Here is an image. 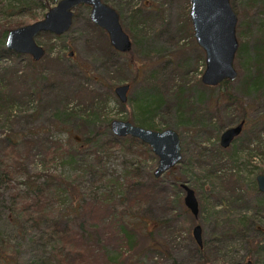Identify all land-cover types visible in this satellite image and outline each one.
Masks as SVG:
<instances>
[{
    "label": "rangeland",
    "instance_id": "obj_1",
    "mask_svg": "<svg viewBox=\"0 0 264 264\" xmlns=\"http://www.w3.org/2000/svg\"><path fill=\"white\" fill-rule=\"evenodd\" d=\"M102 2L118 14L121 28L132 42L130 53L121 55L112 48L114 54L107 52V43L111 47L107 34L94 26L103 31L105 37L100 32L95 35V30L88 25L90 8L81 6L76 8L72 27L65 35L56 37L44 33L36 38L46 55L34 68L30 66V57L6 50V37L12 29L42 20L57 3L36 0L31 14L10 18L6 12L9 1L0 3V57L4 52L11 54L0 59V86L3 85L5 106L11 113L8 122H0V177L6 171L12 172L10 179L0 178V264L40 261L50 264H190L197 246L192 234L195 226H200L203 245L214 257L212 264H245L248 257L264 263V194L256 185L257 176L264 174V162L260 161L264 157L259 159L261 153L264 154V132L247 143L251 139L250 132L256 134L264 121V98L258 99L262 95L250 93L244 87L243 78L248 67L252 70L250 76H255V70L257 75L264 76V0H229L237 16L235 35L241 66L237 64L236 53L234 68L238 79L226 87L230 94L243 100L244 105H252L247 111L253 123L246 125L225 150L219 145L220 137L226 129L238 124L241 110L234 107L229 108L228 113L223 112V106L227 105L225 88H209L201 81L205 58L193 36L189 1ZM43 5H47V9L42 10ZM18 22L22 23L20 27H16ZM256 52L263 58L258 67ZM49 56L50 60H55L52 66L43 62ZM32 69H35L34 74ZM156 77L163 83L159 90L149 86H153ZM172 77L182 88L178 97L171 88ZM126 84L130 85V90L125 105L130 106L123 109L118 106L120 102L114 89ZM147 90L161 95L162 102L157 110L144 114V119L162 131L171 128L179 133L183 158L179 165L155 181L152 180L158 159L138 140L136 144L129 140L128 144L99 151L105 142L112 140L111 122L127 121L133 126L140 123L142 116L137 114V106ZM28 92L32 93L31 98ZM33 98L36 101H32ZM182 98L189 99V105L199 113L201 120L181 133L174 112L175 102ZM258 118L261 122H257ZM74 138L78 144L86 139L95 141L84 145L82 155L75 156L72 147H78L70 141ZM26 140L38 142L41 147L31 151L30 158L20 162L23 169L14 174L13 163L7 157L12 149L6 146L17 143L14 153H23L26 148L22 142ZM49 141L61 143L63 147L68 145L72 157L64 155L65 158L61 156L49 162L44 153ZM250 156L254 157L253 161ZM221 163L225 167L220 177L237 175L231 184L220 180L227 198L214 188L216 182L213 187L206 176L214 168H222ZM129 173H133L128 176L132 178L129 180L140 186L126 185L124 177ZM39 174L56 177L58 188L57 194L45 192V198L35 204L36 197H31L28 186L23 183L30 177V182H36L33 186H39L42 178L34 181L33 177ZM184 186L195 193L198 201L199 214L195 218L183 202ZM151 187L157 189L149 190ZM237 188L243 192L237 194ZM15 194L19 195L18 199L14 198ZM95 196L99 200L106 199L105 205L119 212L100 222L96 233L92 231L91 238L100 249L97 247L96 251L84 254L76 250L53 254L59 247L49 241L51 227L59 222L72 231L71 236L75 234L74 238L80 239L79 224L74 222L72 211L78 199L95 200ZM235 197L239 199L232 200ZM30 204L39 208V213L45 211L40 223L21 220V211ZM241 216L245 217L242 226L236 221ZM119 217L133 226L130 250L121 248L125 242L118 238V229L114 227ZM88 224L84 223L83 230ZM120 252L128 255L123 257ZM195 261L203 263L200 257Z\"/></svg>",
    "mask_w": 264,
    "mask_h": 264
},
{
    "label": "water",
    "instance_id": "obj_2",
    "mask_svg": "<svg viewBox=\"0 0 264 264\" xmlns=\"http://www.w3.org/2000/svg\"><path fill=\"white\" fill-rule=\"evenodd\" d=\"M190 4V22L197 47L204 53L205 71L201 81L206 87H217L223 82L237 80V71L234 68L235 55L239 49L236 38L237 16L233 12L229 0H188ZM85 6L90 8L89 19L93 26L102 29L108 37L109 45L119 54H128L132 51V42L120 25V18L112 7L105 5L102 0H61L44 15L43 19L22 26L8 32L5 40L6 50L16 55L28 56L33 63L40 62L45 57V49L36 43V38L44 33L56 37L65 35L72 27L76 8ZM73 57V53L69 54ZM130 85L118 86L114 89L120 104L124 105L128 99ZM244 122L235 127L226 129L222 133L219 145L226 149L240 136ZM113 137H125L138 140L149 147L158 159V165L153 173L155 179L171 171L183 160L180 136L173 130L153 131L139 126H133L125 121L114 120L110 123ZM258 191L264 194V176L256 178ZM185 197L183 202L187 210L197 217L198 201L195 193L183 187ZM197 245L202 247L200 226L192 231ZM244 264V263H238ZM246 264H253L249 261Z\"/></svg>",
    "mask_w": 264,
    "mask_h": 264
},
{
    "label": "trees",
    "instance_id": "obj_3",
    "mask_svg": "<svg viewBox=\"0 0 264 264\" xmlns=\"http://www.w3.org/2000/svg\"><path fill=\"white\" fill-rule=\"evenodd\" d=\"M3 1L4 0H0V3H3ZM7 1H9V6L6 9V12H7L8 17L10 18V17H19V16H21V14H27V13L31 14L32 6L36 0H7ZM46 1H47V3L55 4L61 0H51V2L49 0H45V2ZM40 8L42 10L47 9V5H43ZM21 25H22V23L18 22V25L16 27H20ZM88 25L91 28V30H95L96 36L99 35L98 34L99 32L102 33L104 36L105 33L101 30H97L92 25V23L88 22ZM97 38H99V37H97ZM105 50L107 52H110V54L111 53L114 54L111 47L108 46V43H107V49H105ZM239 53H240V50L237 51V56H236L237 57V64H238V66H241ZM7 56H11V54L8 52H4L1 54L0 59L1 58L2 59L7 58ZM255 56L257 57V59L255 60V65H257V67L261 66L262 65L261 60H263V58H261V55H259L258 52H256ZM50 59H51L50 56L46 57L43 62L44 63L46 62V64H48V65L54 64L55 60H50ZM45 60H48V61H45ZM29 63H30V66L32 68L37 66V63H33L32 61H30ZM248 68L246 69L247 71L245 72V76L243 77V78H245L244 79V87H246L250 93L262 95L258 99L264 98V76L257 75L256 70L253 72V74L256 73L255 76H250V72L252 70H250V68L249 69ZM240 69H241V67H240ZM34 70L32 69L31 72L33 73ZM247 74H249V75L246 76ZM154 79H153V82H154L153 86L152 85H149V86L151 88H154V89L157 88L159 90V87L163 86V83L160 82L157 79V77ZM177 84H178L177 79L175 77H172L171 78V88H172V90L175 91V94L177 95L176 97H178V95L181 94V89H182L181 87H178ZM226 84L228 85L229 82L225 81L221 85L218 86L219 88L220 87L225 88L223 90L226 91L224 93V98H225V101L227 102V105L223 106V112L226 113L229 108H234V107L240 108L241 116L237 122H238V124L241 122L245 123L244 128H243V130H244L246 128V125L253 123L251 121V119L249 118V114L247 111V109H250V107H252V105L251 104L250 105H244L243 100L238 99L234 94H230L229 93L230 91L226 87ZM3 94H4V89H3V85H2V86H0V122H4V121L8 122L9 118L11 117V113L9 112L10 108H6V106H5L7 103V100L3 96ZM157 94L158 93H156V95L151 94L148 90L144 93V97L141 98L142 99L141 103L138 104V106H137V114L142 116V120H139L140 123L136 124V126H139V127L145 128V129L148 128V129H151V130L156 131V132L162 131V129H158L152 123L150 124L146 121V119H144V114L145 115L148 113L150 114L152 111L154 112L155 110H157L158 107H160L161 102H162V96L159 94L157 95ZM27 96H28V98H31L32 93L28 92ZM96 98H97V96H95V100H96ZM35 99L36 98H33L32 101H36ZM188 102H189V99H186V98L179 99L178 101L175 102V112L174 113L176 114V117H177V124L176 125H178V127H180L181 133L184 129H191L192 125H196L197 123H200V120H201L199 113H196L193 110V107L191 105H189ZM185 105H189V108L186 109ZM118 106H120L121 108L124 109L130 105L119 104ZM4 108H5V111H4ZM88 119L89 118L87 117L86 120L88 121ZM257 122H261L260 118L257 119ZM263 132H264V121H263V123H260V128L257 130L256 134L254 133V131L250 132L249 136H251V139L248 140L247 143L250 144L251 142H253V140L258 137L257 134L260 135ZM177 134H178V136H180L179 133H177ZM7 140H9V139H7ZM129 140L133 144H136V142H137V140H134V139L129 138V137H125V139L112 137V140L105 142L102 149H99V151L104 152V150L107 149V147H111V146H115V145L118 146L120 144H126V143L128 144ZM70 141H72V142L74 141V143L79 148L78 149V148L72 147L74 152H75L74 155L80 156V155H82L81 150L84 147V145L85 146H87L89 144L92 145L95 140L86 139L84 141V143H82V144L77 143L78 142L77 138L70 139ZM22 143H23V146L26 148L23 153H18L17 151H16V153H14L13 150L18 147L17 143L16 144H9L8 146H6L7 148L12 149V151L7 152V157L13 163L12 165H13V169H14L13 170L14 174H17L20 169H23V165H21L20 162L23 159H25V160L29 159L30 158L29 153L31 151L38 149V147H41V144L39 145L38 142L36 143L34 141H31V140H29V141L26 140ZM124 147H126V146H124ZM131 147H130V145H128V148H131ZM69 151H70V149H69L68 145L66 147H63L61 143L59 144L57 142H50L49 146H47V148L44 149V153L48 155L49 162H52L53 158H57V157L60 158L61 156H63V158H65V157L67 158L68 156L72 157V154L70 155ZM128 151H129V149H128ZM251 151H250V154H251ZM141 153H143L142 150H141ZM207 153L209 155H211L212 151H210V152L208 151ZM64 155H66V156L64 157ZM261 155L262 156H260L259 159H261V157H264L263 153H261ZM252 156H250L251 161H253L252 159L254 158ZM260 161L263 163L264 159L262 158ZM221 167L222 168H214V170L210 171L206 176L208 179L211 180L213 187L216 186V184H217V187H214V188L218 189L219 192L221 194H223L224 196H226V198H227V193L222 188L221 181L222 180H226V181L228 180L231 184L232 181H235V178H237V175H233V174L227 175L226 174V175H224L225 177L222 178L219 176V174L223 170L225 165H223V163H221ZM79 169H81V168H79ZM132 174L133 173H129L127 175V177L125 176L124 182L126 183V185L128 184V186H129V184H131V186L133 184H134L133 186H135V185L140 186L139 183L136 184L135 182H133V181L131 182L129 180V178H131V177H128V176L132 175ZM10 175H12V172L6 171L5 175L0 177V178L6 181V179L11 178ZM259 175L264 176V174L262 172ZM228 176L233 178V179L228 178ZM33 177H34V181H38L40 178H42V183H40L39 186L38 185L33 186L32 183H36V182H30V180H29L30 177H27V181H25V183H23V185L28 186V190L32 195L31 197H36V199L33 200L35 204H38V201L41 198H43V199L45 198V197H43L45 192H51L52 191L53 193L57 194L58 185H57L56 177L51 176V175L49 177H47V176H44L41 174H39V176L34 175ZM155 180H157V179L154 178L152 181H155ZM213 182L214 183L216 182V184H214ZM151 189H157V188L156 187L149 188V190H151ZM238 192H243V190L237 188L236 193L238 194ZM141 194H143V193H141ZM140 195H139V198L141 197ZM14 198L18 199L19 195L15 194ZM238 199L235 197L232 200H238ZM105 202H106V199L99 200L98 198H96V196H95V200H86V198H85L83 201H79V199H78L76 204L79 206V208L76 205L75 208L73 209L72 213L74 214L73 215L74 222H76V223L78 222V224H79L78 228L80 231H78V232L80 234H78V235H80V239L74 238L75 234L71 236V234H73V233L70 229H68V227H65V226L62 227L59 222L57 224H54L51 227L52 231H50L49 235H48L49 241H51L52 243L54 242L56 244V246H58L59 248L56 249V251H53V254H57L56 253L57 251H60L61 254H64L65 251H66V253H73L71 250H76L77 252L82 253V254L87 253L88 251H90V252L96 251L97 249L96 250H94V249L99 247V246L96 245L94 243V240L91 238L92 231H95V233H96L98 224L100 222L106 221L107 216H109V219H110L112 217V215H118V213H119V212L118 213L115 212L110 205H108V204L105 205ZM30 205L24 207L23 210L21 211V213H20L21 214L20 215L21 220L24 219L23 221H29V222L32 221V223L33 222L40 223L42 218H43L42 216H44V214H45V211H44V213L42 211H41V213H39L38 212L39 208H35L34 205H31V206ZM217 207H221V205L217 206ZM30 210H32V213ZM36 210H37V212H36ZM36 213H38V215ZM23 214H24V217H23ZM34 214H36V217L33 216ZM244 218H245L244 216H241L239 218V220H236L237 224L238 225L240 224V226H242V222H243L242 219H244ZM86 220H88V221H86ZM116 221L117 222L114 223V227H116L118 229V238H120L121 240H123L125 242L122 244L121 248H126V249L130 250L131 249V247H130L131 237L130 236H132L131 230H133V226L128 225L122 217H119L118 220H116ZM86 222L89 223L88 227H87V229L83 230L82 227H83L84 223H86ZM67 223H69V222H67ZM250 223L254 224V221L250 220ZM97 240L99 241V239H97ZM78 246H80V247H78ZM99 249H100V247H99ZM120 253H121L120 255L123 257L128 255V253H124V252H120ZM197 257H200L203 260L202 261L203 263H201V264H212L213 261H215V260H213L214 257L210 254V251L207 249L206 245L205 246L203 245L202 247L197 245L195 247L194 255L191 258L192 262L190 264H200V263H197V261H195V259ZM3 259H7V258H3ZM247 259H249V260L246 263L251 261L253 264H264L263 262H261V261L259 262L253 258L251 259L250 257H248ZM238 263H241V262H238ZM238 263H235V264H238ZM29 264H50V263L48 261L47 262H41L40 261V262H33V263H29ZM117 264H123V263L117 262Z\"/></svg>",
    "mask_w": 264,
    "mask_h": 264
}]
</instances>
